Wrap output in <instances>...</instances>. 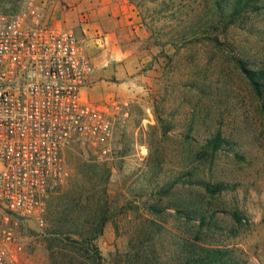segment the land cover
<instances>
[{
  "label": "rangeland",
  "instance_id": "1",
  "mask_svg": "<svg viewBox=\"0 0 264 264\" xmlns=\"http://www.w3.org/2000/svg\"><path fill=\"white\" fill-rule=\"evenodd\" d=\"M116 13L141 30L97 65L91 35H106L104 16ZM3 16L75 33L94 62L86 98L117 129L105 145L65 150L69 179L44 224L21 222V264L75 257L48 233L82 194L89 210L75 221L84 223L96 205L85 197L101 186L110 208L96 241L103 264H264V0H0ZM240 62L259 72L262 98ZM216 134L225 142L213 155L204 147Z\"/></svg>",
  "mask_w": 264,
  "mask_h": 264
},
{
  "label": "built area",
  "instance_id": "2",
  "mask_svg": "<svg viewBox=\"0 0 264 264\" xmlns=\"http://www.w3.org/2000/svg\"><path fill=\"white\" fill-rule=\"evenodd\" d=\"M94 71L72 31L0 17V264H21V222L44 224L48 200L69 179L65 150L117 135L86 98Z\"/></svg>",
  "mask_w": 264,
  "mask_h": 264
},
{
  "label": "trees",
  "instance_id": "3",
  "mask_svg": "<svg viewBox=\"0 0 264 264\" xmlns=\"http://www.w3.org/2000/svg\"><path fill=\"white\" fill-rule=\"evenodd\" d=\"M250 1V0H249ZM242 3L237 4L238 8H241ZM241 70L246 75L249 82L252 84L254 90L262 98L261 86L259 79V72L249 70L243 62L239 63ZM264 77V76H263ZM225 139L221 134H216L212 138L207 140L204 149L207 153L212 152L216 155L222 148ZM107 170V174H109ZM106 180V179H105ZM175 184V183H174ZM174 184L171 185L173 188ZM96 186L94 187V189ZM102 188V186H101ZM99 188L92 195L85 197L88 202L96 201V205L92 208V215L89 216L84 223L78 224L75 220V213L81 210H89L87 204L83 205V194L75 199V202L66 209L65 212L59 217L52 225L51 231L48 233L54 241L60 242L63 246H69L75 254V257L71 260H67L68 257L63 252L53 254L52 264H74V262L84 261L87 264H103L104 260L96 241L104 234L105 226L110 220V208L107 198V190L105 188ZM171 189H169L170 191ZM206 190L209 193L222 190L221 186H211L207 184Z\"/></svg>",
  "mask_w": 264,
  "mask_h": 264
},
{
  "label": "crops",
  "instance_id": "4",
  "mask_svg": "<svg viewBox=\"0 0 264 264\" xmlns=\"http://www.w3.org/2000/svg\"><path fill=\"white\" fill-rule=\"evenodd\" d=\"M104 20L106 22H103L101 25L102 29L106 33V42L105 47L106 50L99 51L95 46V43H101L100 40L96 39L94 35H91V41L89 42V54L94 56L93 61H96L95 63H101V59H105V57L111 52L110 56L118 55L124 53L123 50H118L119 47H124L128 40L126 39V33L136 31L139 32L141 29L140 26L134 25V18L132 14L127 13H116L114 16L106 15L104 16ZM133 23V24H132ZM108 24V25H107ZM103 47V46H102ZM94 63V62H93ZM98 65V64H97Z\"/></svg>",
  "mask_w": 264,
  "mask_h": 264
}]
</instances>
